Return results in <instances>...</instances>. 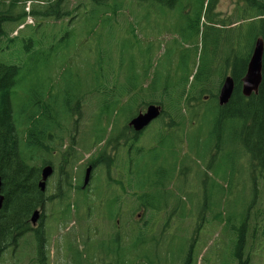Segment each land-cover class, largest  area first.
<instances>
[{
    "label": "rangeland",
    "instance_id": "1",
    "mask_svg": "<svg viewBox=\"0 0 264 264\" xmlns=\"http://www.w3.org/2000/svg\"><path fill=\"white\" fill-rule=\"evenodd\" d=\"M12 1L0 0V11H7ZM200 1L183 0L178 8L168 9L120 0L124 7L114 13L116 2L98 6L90 0H61L53 10L59 16L43 17L33 16V10H45L57 0H32L34 7L31 5L30 9L28 2L26 6L24 0H15L13 10L7 14L18 16L25 5L26 10H32V17L24 20L28 23L22 30H18L21 22L3 24L0 61L21 68L14 106L23 105L32 96L34 101L41 99L43 103L62 107L67 92L85 94L108 77L112 80L107 87L114 90L115 100L122 101L115 114L101 117L100 93L85 96L72 118L59 113L65 129L55 132L61 139L45 142L42 148L33 147V152L26 149L28 127L23 123L25 118H21L18 143L30 167L39 169L45 160L57 164L64 157L71 163L69 178L78 183L85 164L93 159L100 161L93 170V191L86 201L92 203L93 209H84L87 204L77 198L76 211L83 218L79 219L73 211V216L68 214L64 219L57 211L58 205L49 204L48 210L54 209V217L45 224L46 236L42 238L48 240L44 242V259L37 261L30 231L6 251H0V264H185L187 259L188 264H238L233 258L237 237L234 232L242 222H245L243 261L264 264V170L251 162L239 145H227L219 154L213 144L208 147L206 136L211 125L202 118L200 122L189 123V117L184 128L174 127L175 132L167 136L162 146V150L175 148L179 155L176 183L172 185L180 201L178 208L154 212L143 208L137 200L142 191H136L133 185L124 195L131 207L110 208V200L125 192L118 181L125 184L126 179L118 169L126 157V148L117 149L114 138L118 135H114L118 126L119 130L128 128L134 116L130 115L132 111L137 114L152 103L150 100L143 103L146 90L138 92L137 98L129 94L132 91L129 79L142 81L151 64L150 77L159 66L165 71L168 60L175 66L183 49L190 50L188 64L197 62L201 49L198 52L192 49L194 44L182 36L195 23ZM236 9L237 0H217L212 13L218 19L228 20L237 16ZM202 21L206 23L207 19ZM131 24L136 35L130 33ZM163 107L166 109V105ZM36 109L33 105V111ZM205 109L202 105L200 110ZM172 116L169 110L149 124L135 148L144 153L158 145L159 129L163 123L173 124ZM66 121L80 125L75 128ZM47 143L55 155L49 154ZM149 154L146 153V161L150 160ZM109 159L113 162L109 163ZM111 210L116 214L110 215ZM108 252L111 254L106 255Z\"/></svg>",
    "mask_w": 264,
    "mask_h": 264
},
{
    "label": "trees",
    "instance_id": "2",
    "mask_svg": "<svg viewBox=\"0 0 264 264\" xmlns=\"http://www.w3.org/2000/svg\"><path fill=\"white\" fill-rule=\"evenodd\" d=\"M24 1L26 5L32 0ZM90 1L98 6L116 2L112 9L114 13L124 7L120 0ZM132 1H136L143 7L168 9H176L183 3V0ZM216 2L217 0H201L195 23H192L191 27L183 32V39L194 44L192 49L197 52L201 49L197 62L188 64L186 60L189 58L190 50L183 49L180 60L175 66L170 62L171 60H168L166 62L169 66L165 68V71L159 66L150 77L148 74L153 65L151 64L142 81L129 79L132 89L129 94L131 93L132 97L137 98L139 97L138 92L142 93L146 90L147 98H143V103L150 100L162 107L163 104L166 105V109L163 107L161 116L171 110L174 125L168 123V126L161 127L159 130L173 131L176 126H178L176 128H184L186 121L191 119L189 123L198 120L200 122L202 118L204 123L211 125V131L206 136L208 147L213 144L219 154L227 145H239L249 155L251 162L264 170V57H262L263 80L259 92L246 96L242 91L241 84L247 72L256 39L262 37L264 40V0H237V9L235 10L237 16L229 17L228 20L218 19L217 15H213L212 11L215 9ZM40 3L44 4L45 2L40 1ZM59 3L61 0L49 4L50 6L45 10H33V16H52L54 7ZM33 4L31 5L33 6ZM14 5L15 0L10 3L7 11H0L1 28L5 22H21L20 26L27 17H32V10H26L25 5H23L22 14L8 15L7 12L12 11ZM31 5H29L30 8ZM54 15H58V12ZM203 18L207 19L206 23L202 21ZM194 19H188V23L193 22ZM130 33L136 35V29L133 26ZM198 38H200V42H197ZM182 46H184L183 43ZM20 71L21 68L18 65L0 61V174L3 180L2 193L5 196L4 206L0 210L1 251H6L19 238L32 231L28 216L36 206L34 200V196H37L35 192L37 191L35 189L36 169L27 163L26 157L20 150V143H18L19 132L17 129L20 127L21 118H25L23 123L28 127L26 149L33 152V146L37 145L32 142L33 129H35L33 121L41 122L46 118L59 120V113L70 119L71 115L81 108V102L85 96L97 92L103 98L100 108L101 117L109 116L113 112L115 114L117 105L122 101L115 100L114 90L112 87H107V84L112 80L108 77L104 78L102 83L97 84V87L92 91L85 94L67 92V100L62 107L56 103H43L41 99L34 101L32 96L23 105L14 106L13 100L17 97L20 86L18 81ZM104 74V77H107L105 71ZM228 75L233 77L235 89L229 102L222 106L218 101V92ZM204 99L207 100L206 104L203 102ZM73 102L75 106H72ZM33 105L37 108L35 111H33ZM202 105L207 107L206 111L200 110ZM132 114L137 115L134 111L130 115ZM170 135L169 133H160L159 137ZM159 145L162 147L164 141L162 140ZM38 146L42 148L41 145L38 144ZM157 153L161 155L159 151ZM205 153L206 150L202 154ZM144 161H146L145 158ZM155 174V177L160 179L159 181L168 177L164 171H157ZM133 175H135L133 188L136 191H142L137 200L140 204H145L147 202L145 199L149 197H147V191L150 189L148 186L154 185L156 180L154 177L152 178L150 169L146 167L139 168ZM162 208L161 206L153 207V205L147 207L153 212L162 210ZM243 232H245V222H242V225L234 232L237 237L233 258L238 261V264L246 263L242 258L245 242ZM116 253L119 255L118 250ZM189 261L187 259L185 264H188Z\"/></svg>",
    "mask_w": 264,
    "mask_h": 264
},
{
    "label": "flooded vegetation",
    "instance_id": "3",
    "mask_svg": "<svg viewBox=\"0 0 264 264\" xmlns=\"http://www.w3.org/2000/svg\"><path fill=\"white\" fill-rule=\"evenodd\" d=\"M5 30L1 28L0 25V39L4 36ZM141 112V111H140ZM139 113V112H138ZM130 122V121H129ZM66 124L69 125H75V128L80 125L79 122H69L66 121ZM164 126H167L165 123H163ZM33 125L35 126V129H33V143L37 144L33 146L36 149L38 148V144L44 147L45 142H57V140L61 139V135L57 134L55 131L60 129H65L61 122L59 120H50L46 118V120L38 122L33 121ZM122 128V130H119L118 126V132L114 135H118L114 138V141L116 142L117 149L121 146L122 148H126V157L123 158L122 162L118 165L119 172L124 174L123 176L126 177L125 184L118 181V185L121 186L125 190L124 193H117V196H114L112 200H110V208L115 209H123V208H130V200H126L125 196L128 187H131L134 184L133 180V174L137 172L139 168H149L150 172L152 174V178L154 177L156 181H154V185L152 184L150 189L147 191V197L148 199H145L147 202L145 204H140L143 206V208H147L150 205L156 206V207H163L162 210L170 207H177L179 206L180 201L177 200L176 197V187L173 188V184L175 185V173L177 171V167L179 166L178 159L179 155L176 152V149L173 148L170 150H162V147L159 145L160 142L167 139V137H160L158 140V145L156 144L155 147L149 149L148 151H145L144 153H141L142 151L140 148H135V144L138 141V137L144 134V132L147 130L148 126L143 129L142 131H136L132 126H129V124ZM163 126V127H164ZM175 131L171 130H161L160 133L166 134V133H173ZM78 131H75V134H77ZM45 148L48 150L49 154L55 155L54 150H52L51 145L48 143L46 144ZM134 149H136V152L133 153ZM71 153L70 150H66ZM76 153V150H73ZM157 151H162V154H158ZM150 153V160L144 162V158L146 156V153ZM158 154V155H157ZM71 155V154H68ZM157 155V156H156ZM142 160H141V159ZM114 161V158H112ZM112 159H109V163L112 161ZM100 158L90 160V162H87L84 166V172L82 174V180L80 182H73L71 178H69L72 174V171L68 169L71 167L70 159H65L62 157V159L56 164L54 160H45L43 164L40 166L39 169H36V183H35V189L37 191L36 195L34 196L35 204L36 206L33 208V212L30 214H34L35 211H39V219L36 223L31 222V217L28 216V221L30 225L32 224V231H33V237L35 242V254L37 255V261H40L41 258L44 259V242L47 241V238H42L43 236H46V228L45 224L49 218L54 217V209L51 211L48 210L49 204H56L57 211H59L61 216L65 217L67 216H73L74 214L77 215L79 219H81V213L76 211V205H77V198L79 199L80 203H86L87 206H84L85 208H91L92 203L88 204L87 196L93 191V185L91 176H93V170L95 167H97L99 164ZM112 161V162H113ZM114 165V164H113ZM46 166L52 167V173L46 180V188L42 191L40 188V182L43 178V168ZM89 166H92L93 169L91 171L90 176V182L89 184H85L86 179V172ZM157 171H164L166 174H168V177L166 179H163L159 181L160 179L156 176ZM48 191V193L46 192ZM161 211V210H159ZM77 213V214H76ZM110 215L116 214L115 210H112L109 212ZM69 214V215H68ZM83 218V217H82ZM73 219V218H72ZM69 221V220H68ZM66 221L64 224L68 222ZM54 227V224L51 228ZM31 231V232H32ZM59 232V230H58ZM1 251V248H0ZM111 253H107L106 255H110Z\"/></svg>",
    "mask_w": 264,
    "mask_h": 264
},
{
    "label": "water",
    "instance_id": "4",
    "mask_svg": "<svg viewBox=\"0 0 264 264\" xmlns=\"http://www.w3.org/2000/svg\"><path fill=\"white\" fill-rule=\"evenodd\" d=\"M264 40L262 37L256 39L254 44V49L252 52V56L250 58V62L248 64L247 72L242 80V91L244 95L250 96L253 93H258L260 89V85L263 80V58L264 57ZM235 89V82L231 75L225 77L224 81L221 84L219 93H218V101L220 105H226L231 96L233 95ZM163 108L161 105L156 103H151L147 106L144 111L137 113L136 116L131 118L129 122V126H132L136 131H142L149 124H151L154 120L158 119L162 114ZM93 167L89 166L86 172L85 184H89L91 171ZM52 173V167L46 166L43 168V178L40 182V188L45 190L46 188V180ZM2 185L3 180L0 174V210H2L4 206L5 196L2 193ZM39 211H35L32 214L31 222L36 223L39 219Z\"/></svg>",
    "mask_w": 264,
    "mask_h": 264
},
{
    "label": "built area",
    "instance_id": "5",
    "mask_svg": "<svg viewBox=\"0 0 264 264\" xmlns=\"http://www.w3.org/2000/svg\"><path fill=\"white\" fill-rule=\"evenodd\" d=\"M31 3H32V2H31V1H29L27 5H28V6H29V5H31ZM27 5H26V6H27ZM26 8H27V7H26ZM29 9H30V6H29ZM28 11H29V10H28ZM27 18H28V17H27ZM26 23H28V21H27ZM26 23H24L23 25H21L19 28H22V27H24Z\"/></svg>",
    "mask_w": 264,
    "mask_h": 264
}]
</instances>
